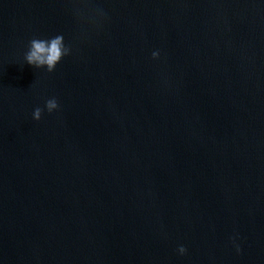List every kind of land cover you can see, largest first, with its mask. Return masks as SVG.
<instances>
[{
	"label": "water",
	"instance_id": "obj_1",
	"mask_svg": "<svg viewBox=\"0 0 264 264\" xmlns=\"http://www.w3.org/2000/svg\"><path fill=\"white\" fill-rule=\"evenodd\" d=\"M0 264H264V0H0Z\"/></svg>",
	"mask_w": 264,
	"mask_h": 264
},
{
	"label": "clouds",
	"instance_id": "obj_2",
	"mask_svg": "<svg viewBox=\"0 0 264 264\" xmlns=\"http://www.w3.org/2000/svg\"><path fill=\"white\" fill-rule=\"evenodd\" d=\"M71 49L66 46L64 36L57 34L47 39L33 38L29 41L28 50L25 53L24 59L27 64L34 66L37 69L46 68L51 73L53 72L61 60L70 55ZM153 59L159 57V52L152 53ZM45 108L48 113H52L59 108L56 98L48 99L45 102ZM44 109L37 107L34 109L32 117L34 120H40ZM181 255L186 253V248L180 246L178 249ZM239 251V246H237Z\"/></svg>",
	"mask_w": 264,
	"mask_h": 264
}]
</instances>
